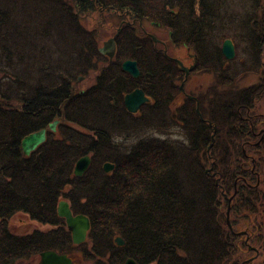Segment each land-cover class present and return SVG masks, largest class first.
Returning <instances> with one entry per match:
<instances>
[{"label":"trees","instance_id":"trees-1","mask_svg":"<svg viewBox=\"0 0 264 264\" xmlns=\"http://www.w3.org/2000/svg\"><path fill=\"white\" fill-rule=\"evenodd\" d=\"M116 19L111 59L100 31L116 33ZM170 47L192 51L194 70L214 77L198 97L203 118L189 97L173 107L185 72ZM252 73L259 80L240 86ZM137 87L150 98L138 115L124 104ZM262 107L264 0H0V264H32L51 249L94 264H264ZM42 128L46 140L25 153L22 140ZM62 199L90 219L80 244L58 214ZM19 212L48 228L14 232Z\"/></svg>","mask_w":264,"mask_h":264},{"label":"water","instance_id":"water-1","mask_svg":"<svg viewBox=\"0 0 264 264\" xmlns=\"http://www.w3.org/2000/svg\"><path fill=\"white\" fill-rule=\"evenodd\" d=\"M151 36L155 41H161L155 35H151ZM100 51L112 59L116 53L115 38L112 37L110 40L105 42L103 46L100 47ZM222 52L225 55V57L228 59H233L236 56V48L232 39L227 38L223 41ZM175 59L177 60L181 68L185 70L186 72L185 80H186L189 76V73L194 68V65L191 67H187L182 60L178 58ZM122 68L134 77H139L141 73L138 62L137 60L134 59L124 60L122 63ZM184 83L185 81H183L181 84L182 90L184 89ZM148 101H150V98L146 95L145 91L141 87H138L133 91L128 92L124 96V104L128 109V111L132 113L139 111L140 107ZM197 110L199 112L200 117L203 118L199 105L197 107ZM57 124H58V120H54L53 122L50 123V128L52 130H56ZM46 137H47V128H42L41 130L35 131L27 135L22 140V147L24 152L29 154L31 151L36 149L41 143H43L46 140ZM214 140L215 138L213 137L210 146L213 144ZM91 162L92 159L88 154L80 157L75 165V170H74L75 174L78 176L83 175L85 171L89 168ZM103 168L106 172H110L115 168V164L107 161L104 163ZM229 201H231V198H229ZM58 214L59 216L65 219L67 227L72 233V238L75 244H80L86 240L88 231L91 227V222L87 215L83 213L74 214L70 206V203L65 199L59 201ZM227 222L229 227L231 228L232 226L230 221V205L227 210ZM115 240L118 245L125 244V240L120 236H117ZM41 256H42V264H79V263H75L72 257L68 256L67 254L58 253L55 250H46L42 252ZM15 264H23V263H15ZM123 264H139V263L134 258L128 257Z\"/></svg>","mask_w":264,"mask_h":264},{"label":"rangeland","instance_id":"rangeland-1","mask_svg":"<svg viewBox=\"0 0 264 264\" xmlns=\"http://www.w3.org/2000/svg\"><path fill=\"white\" fill-rule=\"evenodd\" d=\"M91 18H92L93 22H95L97 20L96 15H92ZM89 21H90V19H88L87 21H86V19L84 20V22L87 25H88L87 22H89ZM117 21H118V19H116L114 21L112 20V22L115 25L114 28H116L118 26L116 33L115 32L111 33V34H110V32L107 33L106 29H104L106 26H108L107 24L104 25V27L101 29V31H100V38H102V39H100V40H102L101 47L103 46V44L105 42L110 40L112 37L115 38L116 37L115 34H117L120 31L121 27L119 26V24L117 25ZM113 23H111V24H113ZM144 29L146 32H148V34L155 35L157 38H159L161 41H158V42H162V43H164V45H166V41H164V40H167V33L165 31H163L162 29L158 28L154 24H151L147 21L144 22ZM115 41H116V39H115ZM222 44H223V42H222ZM164 49L166 50V52H168V48L166 46H164ZM169 51L172 52L170 54L173 55L175 58L182 60L187 67H191L195 64V58L193 56L194 54L192 53V51L187 50L185 47H183V48L179 47V48L174 49V50H172V47H170ZM194 68H195V66H194ZM194 68L189 73L188 79L185 80L184 89H183L185 92H182V94L176 99V101L173 104V107H175L177 104L184 101V99L187 97L185 94H192V95H195V96L200 98V96L210 87L211 83L213 82L214 77L212 76V74L196 72L194 70ZM183 71H185V70H183ZM259 78H260L259 74L252 73V74L246 76L245 78L240 79L239 85L242 87H246L250 84L256 83L259 80ZM94 79H95V76H94V72H93V73L89 74L88 77L87 76L86 77L81 76L79 83H80L82 88L90 87L93 84ZM198 105L199 104H197V106ZM262 109H264V107H262ZM139 111L135 112V114L138 115ZM56 129H57V127H56ZM151 131L154 132L152 129H151ZM173 136L176 137L177 135L173 134ZM229 198H232V197H229ZM229 202H231V201H229ZM228 207H229V205H228ZM228 207H227V210H228ZM11 222H12L11 223L12 230L18 234H31L35 231V229L48 228V226H46L44 224H40V223L32 220L24 212H19L16 215H14V217L11 219ZM231 226H232V223H231ZM231 229H233V226L231 227ZM243 232H244L243 234H246L247 231H243ZM248 238H247V240H248ZM249 247L251 249H254L256 252L258 250L256 247H253V246H249ZM72 253L74 254V256H77V260L79 262H81L83 264H94L93 262L85 261L83 259L82 252H79V256L76 255L75 252H72ZM39 258L40 257L36 258L32 264H39L40 263ZM252 258H250V260ZM23 264H26V263H23Z\"/></svg>","mask_w":264,"mask_h":264},{"label":"flooded vegetation","instance_id":"flooded-vegetation-1","mask_svg":"<svg viewBox=\"0 0 264 264\" xmlns=\"http://www.w3.org/2000/svg\"><path fill=\"white\" fill-rule=\"evenodd\" d=\"M194 66H195V64H194ZM184 72H185V71H184ZM185 73H186V72H185ZM185 75H186V74H185ZM187 79H188V78H187ZM137 88H138V87H137ZM182 91L185 92L184 90H182ZM185 95H186L187 97H189L190 99H194V100H196L197 104H199V99H198L197 96L192 95V94H185ZM51 250H52V249H51ZM58 253H59V252H58ZM75 254L79 256V252H75ZM67 255L70 256V257H72V259L74 260L75 263L83 264V263H81V262H79V261L77 260V256H74L73 253H68ZM39 260H40V263H39V264H42V256H40Z\"/></svg>","mask_w":264,"mask_h":264},{"label":"bare ground","instance_id":"bare-ground-1","mask_svg":"<svg viewBox=\"0 0 264 264\" xmlns=\"http://www.w3.org/2000/svg\"><path fill=\"white\" fill-rule=\"evenodd\" d=\"M184 81H185V79H184ZM183 82V81H182ZM117 237V236H116ZM121 237V236H120ZM116 239V238H115ZM116 241V240H115Z\"/></svg>","mask_w":264,"mask_h":264}]
</instances>
